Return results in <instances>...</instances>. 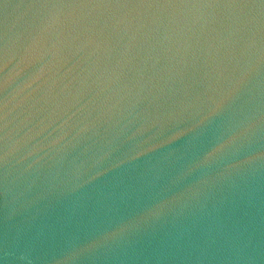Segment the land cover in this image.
<instances>
[{
	"label": "water",
	"instance_id": "1",
	"mask_svg": "<svg viewBox=\"0 0 264 264\" xmlns=\"http://www.w3.org/2000/svg\"><path fill=\"white\" fill-rule=\"evenodd\" d=\"M0 264H264V0H0Z\"/></svg>",
	"mask_w": 264,
	"mask_h": 264
}]
</instances>
